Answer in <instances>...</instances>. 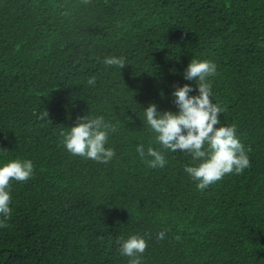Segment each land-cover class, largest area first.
<instances>
[{
  "label": "trees",
  "instance_id": "16d2710c",
  "mask_svg": "<svg viewBox=\"0 0 264 264\" xmlns=\"http://www.w3.org/2000/svg\"><path fill=\"white\" fill-rule=\"evenodd\" d=\"M197 59L216 66V127L235 125L249 158L203 191L190 155L164 150L143 116L176 110ZM85 115L115 127L106 164L63 148ZM138 144L167 165L147 167ZM15 158L34 169L10 182L0 264H129L119 248L133 234L141 264H264V0H0V161Z\"/></svg>",
  "mask_w": 264,
  "mask_h": 264
},
{
  "label": "clouds",
  "instance_id": "9594fccd",
  "mask_svg": "<svg viewBox=\"0 0 264 264\" xmlns=\"http://www.w3.org/2000/svg\"><path fill=\"white\" fill-rule=\"evenodd\" d=\"M105 67L123 68V57L105 56ZM216 72V66L209 60H193L183 72V79L189 83L176 86L172 92L175 111H160L155 103L144 108L143 116L155 134V141L169 152H187L192 160L184 166V173L194 182L196 189L203 191L226 175L240 174L249 167V158L236 134L235 125L216 127L220 123L218 114L222 109L211 103L210 84L207 79ZM196 81L197 88L192 87ZM96 78L90 77L89 85H95ZM197 92V95H193ZM115 127L103 116H81L75 126L62 133L63 148L74 156L106 164L116 155L106 147ZM139 158L151 169H163L168 161L163 151L144 145L136 146ZM34 165L31 160L15 158L0 161V227L10 218V182H25L31 178ZM166 233L156 234L163 240ZM147 248V241L133 234L120 241L119 252L129 258V264H141L140 257Z\"/></svg>",
  "mask_w": 264,
  "mask_h": 264
}]
</instances>
